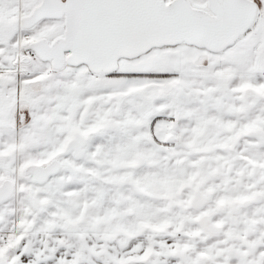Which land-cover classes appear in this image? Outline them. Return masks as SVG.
<instances>
[{
    "label": "snow or ice",
    "instance_id": "obj_1",
    "mask_svg": "<svg viewBox=\"0 0 264 264\" xmlns=\"http://www.w3.org/2000/svg\"><path fill=\"white\" fill-rule=\"evenodd\" d=\"M0 264H264V0H0Z\"/></svg>",
    "mask_w": 264,
    "mask_h": 264
}]
</instances>
